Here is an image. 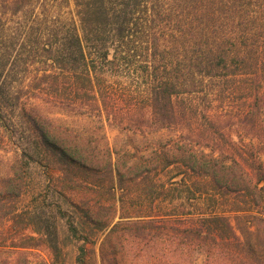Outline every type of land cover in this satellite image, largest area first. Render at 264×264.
<instances>
[{
	"label": "trees",
	"instance_id": "trees-1",
	"mask_svg": "<svg viewBox=\"0 0 264 264\" xmlns=\"http://www.w3.org/2000/svg\"><path fill=\"white\" fill-rule=\"evenodd\" d=\"M44 1L60 11L32 98L128 134L134 150L24 104L37 151L61 171L75 264L90 247L100 264H192L194 253L264 264V0ZM149 134L145 147L132 138ZM26 187L20 165L0 173V264H31L27 250L47 240L61 253L57 227L54 239L32 228L22 245L13 234L26 227L6 225Z\"/></svg>",
	"mask_w": 264,
	"mask_h": 264
},
{
	"label": "rangeland",
	"instance_id": "rangeland-1",
	"mask_svg": "<svg viewBox=\"0 0 264 264\" xmlns=\"http://www.w3.org/2000/svg\"><path fill=\"white\" fill-rule=\"evenodd\" d=\"M44 4V0H33L31 6L23 1L21 6L24 5V8H21L11 0H0V173H7L13 165L18 164L22 167L27 186L24 197L17 204V207H23L22 214L18 215L17 210L12 215L16 219L6 225L26 227L22 235L13 234L15 241L22 245L27 242L24 238L19 240L20 237L30 235L32 228L45 231V225H48L51 227V235L48 234L50 237L47 238L54 239V227H57L61 253L55 254L49 246L50 240H47L40 247L28 249L24 261L31 264L42 261L50 264H75L78 241L69 236L67 220L58 212V207L63 206L64 210L75 216L56 193L55 181L61 171L55 162L37 151L34 135L23 112L24 104L29 97L31 102L42 105L58 123L98 139L106 135L111 147L118 151L134 150L128 134L119 130H101L95 118L59 113L49 104L50 99L45 93L37 92L39 98H32L33 91L29 85L35 73L47 67L42 47L47 43L52 25L58 23L60 11L52 7V4ZM31 27H34V35H31ZM155 136L149 134L148 140L142 135L132 138L137 145L145 147ZM8 243L11 245L10 241ZM89 251V264H100L98 251L91 247ZM191 258L192 264H203L204 257L198 253H194Z\"/></svg>",
	"mask_w": 264,
	"mask_h": 264
}]
</instances>
